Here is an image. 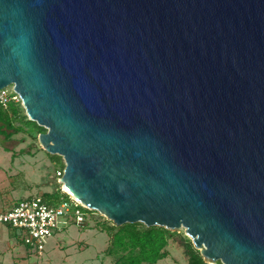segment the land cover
I'll return each mask as SVG.
<instances>
[{
	"label": "water",
	"instance_id": "water-1",
	"mask_svg": "<svg viewBox=\"0 0 264 264\" xmlns=\"http://www.w3.org/2000/svg\"><path fill=\"white\" fill-rule=\"evenodd\" d=\"M11 84L70 196L264 264V0H0Z\"/></svg>",
	"mask_w": 264,
	"mask_h": 264
},
{
	"label": "rangeland",
	"instance_id": "rangeland-1",
	"mask_svg": "<svg viewBox=\"0 0 264 264\" xmlns=\"http://www.w3.org/2000/svg\"><path fill=\"white\" fill-rule=\"evenodd\" d=\"M0 100L7 102L4 105L5 120L0 122L3 127L0 134V208L46 192L53 193L48 201L66 199L58 193L64 191L59 181L61 176L57 174L64 169L63 157L60 161L55 158L57 154L41 146L40 130L36 126L40 124L29 118L12 84L0 92ZM84 212L86 224L71 222L61 227L47 238L41 255L25 244L21 229L0 222V264H115L114 258L105 253L109 235L101 228L102 223L110 219L94 209L88 208ZM175 230L189 236L184 227ZM168 248L169 256L156 264H189L178 240L171 242Z\"/></svg>",
	"mask_w": 264,
	"mask_h": 264
},
{
	"label": "trees",
	"instance_id": "trees-1",
	"mask_svg": "<svg viewBox=\"0 0 264 264\" xmlns=\"http://www.w3.org/2000/svg\"><path fill=\"white\" fill-rule=\"evenodd\" d=\"M12 101V100H9ZM7 103V102H6ZM19 105V104H18ZM5 106L0 101V122H4L6 117ZM22 116L27 117L23 114ZM32 121V120H30ZM35 122V121H33ZM36 124V123H35ZM39 133L47 131L44 126L36 124ZM0 126V134H2ZM19 130H16L18 132ZM62 161L61 155H55ZM63 167L65 163L62 162ZM64 200H71L70 194L59 190ZM53 193L46 192L42 197L49 203H58L48 201L47 198ZM83 210L88 208L81 206ZM109 235V243L105 253L114 258L115 264H156L159 260L169 256V245L171 242L179 241L189 264H210L201 254L200 250L194 246L192 239L183 232L171 230L165 226H148L143 222H127L122 225H116L113 221L106 220L101 227ZM179 237V239H177Z\"/></svg>",
	"mask_w": 264,
	"mask_h": 264
},
{
	"label": "built area",
	"instance_id": "built-area-1",
	"mask_svg": "<svg viewBox=\"0 0 264 264\" xmlns=\"http://www.w3.org/2000/svg\"><path fill=\"white\" fill-rule=\"evenodd\" d=\"M0 101L6 105V102ZM57 174L62 176L63 170H59ZM81 206L86 207L75 198L49 203L42 196H31L0 208V222L21 229L25 235V244L41 255L47 238L61 227H66L71 222L86 224L87 219Z\"/></svg>",
	"mask_w": 264,
	"mask_h": 264
}]
</instances>
